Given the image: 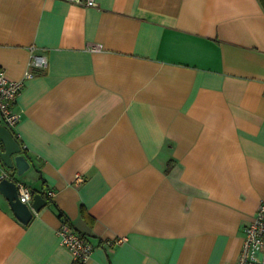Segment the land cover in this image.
I'll list each match as a JSON object with an SVG mask.
<instances>
[{
  "label": "crops",
  "instance_id": "0c3cea01",
  "mask_svg": "<svg viewBox=\"0 0 264 264\" xmlns=\"http://www.w3.org/2000/svg\"><path fill=\"white\" fill-rule=\"evenodd\" d=\"M94 1L0 0L15 179L53 192L26 224L0 193V264H236L264 202V0Z\"/></svg>",
  "mask_w": 264,
  "mask_h": 264
},
{
  "label": "built area",
  "instance_id": "2783aa9c",
  "mask_svg": "<svg viewBox=\"0 0 264 264\" xmlns=\"http://www.w3.org/2000/svg\"><path fill=\"white\" fill-rule=\"evenodd\" d=\"M72 3L92 6L94 0H67ZM30 63L44 67L47 59L41 54H32ZM32 73L27 71L24 76L29 77ZM22 80H11L0 71V123L13 130L20 113L13 109V103L16 100L22 87ZM21 147L24 148L23 145ZM19 199L29 203L32 198L31 189L24 183L17 181ZM51 190L47 191V196H52ZM57 234L60 241L65 245L73 255L74 261L78 263L85 262L93 251V244L80 232H78L68 222H62L57 228ZM236 264H264V202L257 206L253 219L244 227L243 248L236 261Z\"/></svg>",
  "mask_w": 264,
  "mask_h": 264
},
{
  "label": "water",
  "instance_id": "95a60500",
  "mask_svg": "<svg viewBox=\"0 0 264 264\" xmlns=\"http://www.w3.org/2000/svg\"><path fill=\"white\" fill-rule=\"evenodd\" d=\"M0 160L5 168L15 169L10 176L0 178V193L7 199L13 215L26 224L32 217L33 211H38L47 203V199L40 192H32L31 203L19 199L18 186L15 177L21 176L31 162L22 151L20 142L12 131L0 123Z\"/></svg>",
  "mask_w": 264,
  "mask_h": 264
},
{
  "label": "trees",
  "instance_id": "16d2710c",
  "mask_svg": "<svg viewBox=\"0 0 264 264\" xmlns=\"http://www.w3.org/2000/svg\"><path fill=\"white\" fill-rule=\"evenodd\" d=\"M11 131H12L13 135L15 136V138L17 139V137H16L15 133L13 132V130H11ZM21 148H22V151L24 152L25 148H23V147H21ZM31 192H36V191L34 189H31ZM40 193L47 199V201H50V198H51L50 196L45 195V193H43V192H40Z\"/></svg>",
  "mask_w": 264,
  "mask_h": 264
}]
</instances>
